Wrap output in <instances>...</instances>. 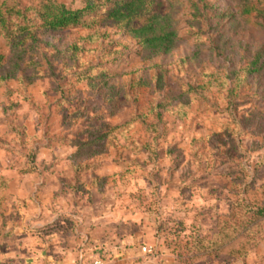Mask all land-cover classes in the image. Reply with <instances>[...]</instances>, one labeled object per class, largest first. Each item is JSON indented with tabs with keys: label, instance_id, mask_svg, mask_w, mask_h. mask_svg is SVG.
<instances>
[{
	"label": "rangeland",
	"instance_id": "obj_1",
	"mask_svg": "<svg viewBox=\"0 0 264 264\" xmlns=\"http://www.w3.org/2000/svg\"><path fill=\"white\" fill-rule=\"evenodd\" d=\"M178 3L166 55L90 18L38 34L24 57L36 66L0 85V264H25L34 236L76 246L62 241L78 226L66 209L98 211L118 240L150 236L140 251L157 261L264 264V240L243 259L192 246L233 209L264 207V0ZM0 56L12 57L1 35ZM40 212L62 214L35 229Z\"/></svg>",
	"mask_w": 264,
	"mask_h": 264
},
{
	"label": "trees",
	"instance_id": "obj_2",
	"mask_svg": "<svg viewBox=\"0 0 264 264\" xmlns=\"http://www.w3.org/2000/svg\"><path fill=\"white\" fill-rule=\"evenodd\" d=\"M83 1L84 7L78 10L56 0L0 1V35L12 53L7 63L0 56V85L17 79L24 68L36 66L32 58L25 61L24 57L28 53L36 55L38 34L88 28L90 18L101 17L124 30L148 57L166 55L178 42L172 16L178 0H169L166 13L153 11L149 0ZM240 208H244L243 212L237 214L233 209L229 216L219 219L211 236L194 240V253L216 257L225 252L232 258L243 259L262 242L264 207Z\"/></svg>",
	"mask_w": 264,
	"mask_h": 264
},
{
	"label": "crops",
	"instance_id": "obj_3",
	"mask_svg": "<svg viewBox=\"0 0 264 264\" xmlns=\"http://www.w3.org/2000/svg\"><path fill=\"white\" fill-rule=\"evenodd\" d=\"M78 210L80 211L73 212L66 209L62 212L63 214H77L76 219H78V226L74 232L71 230L66 231L67 234L62 241L66 243L69 237L73 236V239L76 240L73 242L77 244L76 246L80 245L81 247L69 246V244L59 245L58 240L62 237L59 238L56 234H52V240L49 246L45 248L41 244L42 239L34 236V241L37 239L38 242L35 245L38 247V252L33 253L25 261V264H92L99 257L101 264H174L168 253L162 254L160 261L141 253L140 250L145 246V242L151 241L150 236H130L126 240H118L115 230L106 226L111 221L105 223L103 214H99L98 211L87 213L86 209ZM47 213L49 216L48 222L43 223L44 212H40L36 225L33 226L35 229H39L47 223H52L59 214H62ZM24 229L21 227L18 230L24 231Z\"/></svg>",
	"mask_w": 264,
	"mask_h": 264
},
{
	"label": "built area",
	"instance_id": "obj_4",
	"mask_svg": "<svg viewBox=\"0 0 264 264\" xmlns=\"http://www.w3.org/2000/svg\"><path fill=\"white\" fill-rule=\"evenodd\" d=\"M141 251L143 252V253H145V254H151V249H149V248H142L141 249ZM92 264H101V259H100V257L99 258H97L94 262H92Z\"/></svg>",
	"mask_w": 264,
	"mask_h": 264
}]
</instances>
